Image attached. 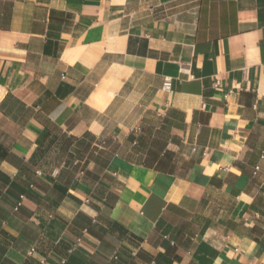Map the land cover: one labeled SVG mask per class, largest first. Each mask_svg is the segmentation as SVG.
<instances>
[{
	"label": "crops",
	"instance_id": "1",
	"mask_svg": "<svg viewBox=\"0 0 264 264\" xmlns=\"http://www.w3.org/2000/svg\"><path fill=\"white\" fill-rule=\"evenodd\" d=\"M0 264H264V0H0Z\"/></svg>",
	"mask_w": 264,
	"mask_h": 264
},
{
	"label": "built area",
	"instance_id": "2",
	"mask_svg": "<svg viewBox=\"0 0 264 264\" xmlns=\"http://www.w3.org/2000/svg\"><path fill=\"white\" fill-rule=\"evenodd\" d=\"M163 87L165 89H169L170 88V78L169 77H165L164 78ZM259 171H260V166L259 165H256L254 167V170L252 172V175L255 176Z\"/></svg>",
	"mask_w": 264,
	"mask_h": 264
}]
</instances>
